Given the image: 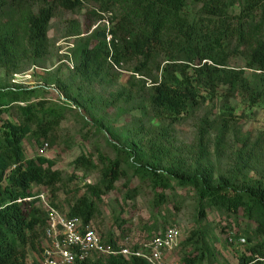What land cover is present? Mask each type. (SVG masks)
I'll return each mask as SVG.
<instances>
[{"label": "trees", "instance_id": "16d2710c", "mask_svg": "<svg viewBox=\"0 0 264 264\" xmlns=\"http://www.w3.org/2000/svg\"><path fill=\"white\" fill-rule=\"evenodd\" d=\"M11 1L23 0H0V18ZM31 1L39 5L37 12L27 17V46L33 56H39L45 48L47 25L55 7L71 11L91 4L98 12L109 14L110 28L94 30L92 36L97 44L89 47L86 43L81 48L75 72L90 83L104 71L106 61L117 65L135 59L137 64L131 72L150 80L146 107L152 116L178 120L196 105L200 94L220 87L225 88L227 95H239L252 106L264 104V0ZM189 5L194 7L193 12H188ZM257 22L255 33L252 24ZM7 40L6 36L0 38V65L8 60ZM237 58L242 65H231ZM139 79L143 88L145 80ZM66 107L40 99L34 88L0 90V111L13 109L19 118L14 122L0 120V264H28L27 249L34 247L36 231H43L44 236L48 212L33 188L46 187L53 192L61 173L45 157H25L22 141L28 135L38 143L46 139L65 118ZM141 108L144 114V107ZM111 146L115 151L113 158L95 148L94 153L74 159V164L83 169L97 168L100 177L71 203L68 216L92 223L96 202L113 190L121 178H126L129 187L127 197L133 198L136 188L127 178L130 172L154 191L155 206L165 203L167 191L189 188L197 198L199 221L205 218L208 207L226 216L252 221L255 226L251 233L245 238L230 236L232 242L230 237L228 241L245 245L236 255L237 264H264V183L239 181L234 174L215 176L213 167L203 162L202 143L199 155L188 165L160 163L154 156L159 152L154 145L150 150L155 148L156 152H151L148 160L135 144L123 141ZM202 233L196 228L185 238L183 244L191 250L184 252L180 264H201L208 258ZM106 243L114 248H128L112 238ZM89 264L147 262L132 254H114Z\"/></svg>", "mask_w": 264, "mask_h": 264}, {"label": "rangeland", "instance_id": "374dc122", "mask_svg": "<svg viewBox=\"0 0 264 264\" xmlns=\"http://www.w3.org/2000/svg\"><path fill=\"white\" fill-rule=\"evenodd\" d=\"M38 7L31 0L11 1L0 18V38H8L9 49L7 62L0 65V90L34 88L40 99L67 105L65 118L46 139L38 143L28 135L22 141L25 157H45L61 173L53 192L46 187L33 188L34 192L44 194L47 203L67 215L71 203L100 177L97 168L83 169L74 164V159L94 153L95 148L113 158L111 144L123 141L138 146L145 160L156 152L154 147L150 150L154 145L159 150L154 156L160 163L185 165L193 163L202 143L203 162L213 167L215 176L234 174L239 181L264 183V104L252 106L239 95H227L225 88L220 87L200 94L196 105L178 120L152 116L147 108L150 80L131 72L137 64L135 59L117 65L106 61L104 71L90 83L75 72L81 48L86 43L89 47L97 44L92 36L94 30L110 28L109 14L98 12L91 4L71 11L55 7L47 25L45 48L39 56H33L27 46V17L36 13ZM187 10L193 12L194 7L189 5ZM257 25L258 22L252 24L255 33ZM108 39L109 36L105 40ZM231 65L241 66L242 61L234 59ZM139 78L145 80L143 88ZM0 120L14 122L19 118L11 109L0 111ZM127 178L136 188L133 198L127 197L129 187L126 178H121L113 190L96 202L92 225L106 245L112 238L129 249L140 248L167 226L176 225L179 242L166 254L165 262L180 264L184 252L191 250L183 241L191 230L199 228L208 252L201 264H237L236 255L245 245L229 243L228 238H245L255 226L252 221L226 216L209 207L205 209V218L199 221L197 198L189 188L167 191L165 203L155 206L154 191L148 183L130 172ZM34 243V247L27 249L28 264L42 262L46 244L43 231H36Z\"/></svg>", "mask_w": 264, "mask_h": 264}, {"label": "built area", "instance_id": "2783aa9c", "mask_svg": "<svg viewBox=\"0 0 264 264\" xmlns=\"http://www.w3.org/2000/svg\"><path fill=\"white\" fill-rule=\"evenodd\" d=\"M43 146L46 147L47 143ZM36 197L48 212L42 264H89L97 258L114 254H132L142 258L147 264H167L166 254L174 250L179 242L178 227L170 225L138 249L114 248L101 240L91 222L84 223L77 216L59 212L45 201L42 193ZM27 199L30 200L31 197ZM229 241L232 242L231 237ZM238 241L242 243L244 239L238 238Z\"/></svg>", "mask_w": 264, "mask_h": 264}]
</instances>
